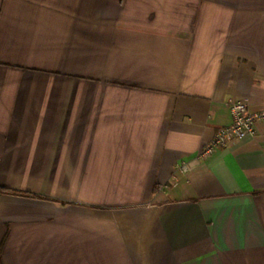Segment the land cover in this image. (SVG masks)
I'll use <instances>...</instances> for the list:
<instances>
[{"label": "crops", "instance_id": "1", "mask_svg": "<svg viewBox=\"0 0 264 264\" xmlns=\"http://www.w3.org/2000/svg\"><path fill=\"white\" fill-rule=\"evenodd\" d=\"M264 0H0V264H264Z\"/></svg>", "mask_w": 264, "mask_h": 264}, {"label": "built area", "instance_id": "2", "mask_svg": "<svg viewBox=\"0 0 264 264\" xmlns=\"http://www.w3.org/2000/svg\"><path fill=\"white\" fill-rule=\"evenodd\" d=\"M229 107L233 116L232 122L216 131L213 138L200 150V156H210L218 148L227 147L248 135L256 134L257 124L264 123V107L250 112L248 103L238 99L232 100Z\"/></svg>", "mask_w": 264, "mask_h": 264}]
</instances>
